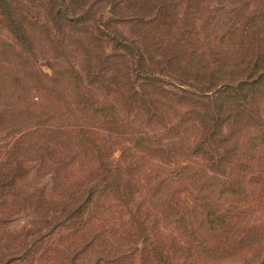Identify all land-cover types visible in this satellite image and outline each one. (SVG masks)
Returning <instances> with one entry per match:
<instances>
[{"label":"trees","instance_id":"obj_1","mask_svg":"<svg viewBox=\"0 0 264 264\" xmlns=\"http://www.w3.org/2000/svg\"><path fill=\"white\" fill-rule=\"evenodd\" d=\"M42 1L44 14L23 0H0V24L10 34L0 42V131L24 129L10 144L13 152L33 138L47 139L44 150L52 154L53 145L70 152L53 168L54 188L64 198L48 199L41 189L20 197L25 207L50 208L70 222L77 247L57 264H75L88 250L98 252L93 264L127 262L128 253L112 252L111 237L140 239V264H264V218L251 220L264 195V0L213 6L211 0H125L130 14L122 19L140 41L116 30L114 18L91 20L90 0L76 10L67 0ZM176 4L183 6L180 18ZM44 42L58 58L48 62L50 72L38 65ZM20 75L41 93L42 104L17 103ZM167 75L180 85L168 87ZM132 111L150 121L175 114L180 120L164 136L183 123L195 136L164 143L136 132L123 118ZM196 156L205 157L208 169ZM78 158L86 159L85 175L72 170ZM46 164L41 159L40 167ZM6 174L0 173L1 186L13 189L15 176ZM252 183H258L254 191ZM116 206L128 218L106 229L102 223Z\"/></svg>","mask_w":264,"mask_h":264},{"label":"rangeland","instance_id":"obj_2","mask_svg":"<svg viewBox=\"0 0 264 264\" xmlns=\"http://www.w3.org/2000/svg\"><path fill=\"white\" fill-rule=\"evenodd\" d=\"M27 5L32 6L39 11L40 14H44L43 9H39L37 3L39 0H23ZM78 1V2H76ZM152 2L154 0H151ZM40 2H43L40 0ZM45 2V1H44ZM71 8L76 10L85 0H67L66 1ZM217 0H211L210 5H215ZM89 5H92L91 10V20L100 19L102 22L109 18H114L117 20L114 23V28L120 31L125 36L139 40L142 39L137 36L133 31L134 27L130 21L125 17L130 14L125 6V0H90ZM228 7L229 3L226 4ZM182 4H176L174 12L178 18L182 15ZM177 19V18H176ZM10 37V34L6 28L0 24V42L6 40ZM109 50V47H108ZM38 65L46 72H50L48 62H57L58 58H55V52L52 50L48 42H44L43 46H39L37 51ZM24 91L22 98L18 100V104L30 107L35 106L37 103L42 104L43 98L41 93L36 89V87L23 75H20ZM167 86L175 89V86L180 85L179 81L172 75H167L163 77ZM2 103H0V107ZM19 105H16L18 107ZM124 121L129 124L131 128L136 132L156 135L158 137L162 136L164 143L166 141L173 139L184 138L185 135L188 138L193 139L195 136L194 128L185 125V123L179 125V132L171 137L164 136L166 130H164L168 125L179 122L180 116L175 114L166 113L164 119L150 121L143 114L137 113V111L124 112ZM93 124V123H92ZM187 128V129H186ZM22 129L18 125H14L11 130L0 131V173L6 172V176H15L16 186L10 189L9 186H1L0 183V264H57L60 262H65L68 258L71 259L74 256L76 250V242L73 240L71 235L72 228L69 221H60L64 218L63 215H59L55 210L41 209L35 207H25L21 203L20 197L24 196L29 192L36 190H43L45 196L48 199H62L64 194L56 190L53 185L54 172L53 168L56 163L61 161V156L63 154H70L68 148L60 145H53L54 154H52L48 149L44 150L47 139L33 138L30 140L29 144H24L23 147H16L15 152H13L14 147L10 144L14 141L15 137L19 136ZM102 131V130H101ZM104 132V131H102ZM187 144H191V140H187ZM42 144V145H41ZM51 146L50 144H48ZM120 152L116 151L114 156L110 159L111 162H116ZM44 155V156H43ZM17 158L18 163H15ZM45 159L47 164L45 167H40L41 159ZM52 158H55L52 159ZM194 160L204 168L208 169L209 162L202 156L194 157ZM56 161V162H55ZM86 159L80 160L78 158L72 164V170L78 175H85L86 173ZM264 162V161H263ZM10 174V175H9ZM218 175V174H217ZM2 177L0 176V179ZM258 183H252L251 189L256 188ZM259 187V186H258ZM76 188V187H75ZM260 192V188L257 189ZM146 189L141 187L138 192V197L143 198ZM186 203L191 204L190 196H184ZM251 210L252 216L251 220L264 218V195L259 197V203H257ZM111 210V211H110ZM110 216H114L110 219V222H103L107 228H117L119 223V218L127 220L125 214H120V210L117 206L110 208ZM54 215V217H53ZM161 231L166 235H170L172 228L165 226L163 222L159 223ZM53 227V228H52ZM52 230V232L50 231ZM49 238H44L37 244V247L33 248V251L29 255H23L24 252L30 247L33 240H39V237L47 232ZM136 237L135 239H137ZM110 240L113 242L114 249L111 251L118 254L122 252L128 253L130 256L128 261L112 262L109 264H140L139 256L141 254L140 249L142 247V241L139 239L136 242H122L117 237H111ZM120 241V242H119ZM25 248V249H24ZM23 249V250H22ZM12 253V254H11ZM22 253V254H21ZM11 254V255H10ZM76 261L75 264H93L96 256L99 257L98 252L88 250L86 254H82ZM11 259H8L10 258ZM8 263H5L6 260ZM97 259V258H96ZM181 262L187 264L188 261L180 259ZM101 264H106L104 261ZM155 260H150L148 264H155Z\"/></svg>","mask_w":264,"mask_h":264}]
</instances>
